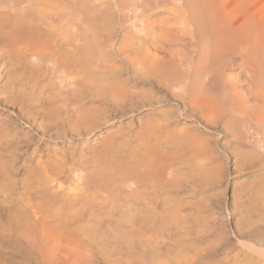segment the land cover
<instances>
[{
  "label": "bare ground",
  "instance_id": "obj_1",
  "mask_svg": "<svg viewBox=\"0 0 264 264\" xmlns=\"http://www.w3.org/2000/svg\"><path fill=\"white\" fill-rule=\"evenodd\" d=\"M97 1L100 2L96 4ZM170 1L0 0V73L5 76L2 91L22 93L25 88L32 90L38 86L43 90L38 98L48 100L37 110L42 119L31 120L32 125H28V117L22 115L27 118V122L20 118L24 134L21 138L12 137L16 142L29 140L35 145L31 148L30 162L24 163L23 177L14 180L7 175L9 172H5V163L0 159V264H58L63 244L72 249L67 248L74 252V257H80V262L73 258L77 262L72 260L71 264H97L98 260L105 264H139L138 255L136 262L121 258L123 261L119 262V255L118 261L115 260L112 254L115 245L128 248L137 241L148 247L149 240L144 242L138 235L154 229L156 224L160 226L164 216H175L180 203L169 202L163 197L166 196L163 190L179 181L182 155L189 153V160L203 157V148L209 140L193 130L201 124L203 129L217 130L218 135L228 133L233 151L238 150L240 156L244 147L264 150V31L260 21L264 16H261L263 2L195 0L201 9L191 2L182 7L177 4L178 9L169 6L173 2ZM194 41L201 62L187 71L182 69L177 57L179 53L183 56L187 52L183 49L189 44L193 46ZM190 50L185 56L193 52ZM210 62L222 69L227 66L239 69L246 78L244 83L238 85L225 80V74L221 73L217 75L221 84L211 87L206 81L213 79L208 69ZM137 79L148 87L138 88L134 84ZM87 87L97 102L85 101L83 89ZM159 89L170 95L175 115L172 119H157L147 110L135 113V109H125L122 105L132 97L135 101L154 104V100L160 101L163 96ZM114 105L124 110L114 109ZM118 111L128 116L119 117L113 125L110 119ZM100 125L102 128L94 131ZM2 132L0 149L13 142L6 136L7 132L5 135ZM89 140L86 154L76 158V150L83 151ZM63 149L71 152L59 155ZM117 192L120 199L115 196ZM252 197L258 209L255 207L250 216L243 218L244 228L239 226L240 235L235 240L253 256L247 264H264V186L255 190ZM115 229L120 232L118 235L111 232ZM135 237L136 241H132ZM252 237H258V242H253ZM153 240L149 244L152 245L149 260L151 264H159L157 258L162 251L158 253L160 248ZM102 241H110L114 246L104 249ZM210 242L215 243L213 239ZM167 247L164 254L170 252L166 253ZM192 258L183 263L193 261ZM174 260L163 263L183 264L180 261L183 259L177 258L176 263Z\"/></svg>",
  "mask_w": 264,
  "mask_h": 264
},
{
  "label": "rangeland",
  "instance_id": "obj_2",
  "mask_svg": "<svg viewBox=\"0 0 264 264\" xmlns=\"http://www.w3.org/2000/svg\"><path fill=\"white\" fill-rule=\"evenodd\" d=\"M172 1L169 2V3L172 2L171 5L169 4V6H172V7L175 6L176 8H178V7H182L184 5H187L188 2H191V3H193L195 5V7L201 9L200 3L198 2L199 0L198 1H195L194 0L195 3L197 2L196 4L193 2V0H185V1L184 0H182V1L181 0H177V2H176V0H172ZM99 2L100 1H97L95 3L98 4ZM260 2H263V3H261V9H262V15L261 16H263L264 15V0H260ZM197 4H199V5H197ZM90 5L93 6L94 5L93 2ZM260 18H261L260 21H262V24H263V25L261 24V26L264 27V21H263L264 20L263 19L264 16L263 17H260ZM263 27H262V30L264 31V28ZM190 29H192V27ZM194 42H195L194 44L192 43L193 46H191L189 44V47L190 48L188 47L187 49H183L185 52L187 50L186 53L183 50H181V51L183 53H185V54H183V56H185L188 53V50L192 49L191 47H193L194 50L196 49L195 52L193 51V49L190 50V51H193V52H190L189 51L190 52L189 54H191V53L192 54L191 55L188 54V57L185 56L184 59H182V57H183L182 56V53L181 54L179 53V55H180V56H178L179 58L177 57V59L179 60V63L181 65L182 69L187 70V71L192 70V68L194 67V65L200 64V62H201V60H200V54L198 52L199 50H197L198 49V44H197L196 41H194ZM107 44H109V43H107ZM180 60H181V62H180ZM232 61H231V63L232 64H235L234 61L233 62ZM191 63L193 64V66H192ZM187 65H188V67H187ZM204 65H206V63ZM209 65L211 66V68H209L210 67ZM208 66H207L208 69H211L209 71H210V74H212L211 76L213 77V79H207L206 81L209 83V85L211 87H217V86H219L221 84L220 80H218V78H217V75L218 74H221V73L225 74V76H226L225 77V80H229L230 79V80L236 82L238 85L243 84L244 81H245V79H246L245 76L242 73L240 75L239 69H237L235 67H232V66H229L228 67L227 66V67H225V68L222 69V67H219L217 64H212L211 62L208 63ZM4 77L5 76L2 73H0V78H1L0 79V83H1L0 84V87H1L0 92H2L0 94V107H1L0 108V125L3 128V129L1 128L2 130L0 129V131L2 132L5 129V131H3L4 133L2 132V134L5 135V132H7L8 134L6 133V136L8 138L10 137V139H11L10 142H12V140H13V142L11 144L5 145V146H8V147L3 146L5 148L4 149H0V151H1L0 159L2 158V160L4 161V163H5L6 167H7L6 168L5 165L3 166L5 172H9L8 174L7 173L6 174L9 175V176L14 177L15 178V179L13 178L14 180H17V179L23 177V174H24V171H25V167H24L25 164L24 163L25 162H28V163L30 162V160H31V158H30L31 157V153L30 152H32L31 150L33 148H35V145L33 144V142H30L29 140H22V139H20V141L18 140V142H16V140L12 139V137H19V138H21V136L24 134V131L23 130H25V128L22 125V120L20 119L22 115H25V116L28 117V122H27V120H26L27 118L24 117V116H22V118L26 120V121L25 120L24 121L27 122L28 125H32V123H33L32 121L38 122V120L40 121L42 119V114H40L39 111H37V110L40 109V106H39L40 104L45 103V102L47 103L48 100H46L44 98L43 99L38 98V93L39 92H43V90H40L38 86H35L34 87L35 89H32V90H29L28 88H25V90L22 91L23 94L22 93H19V92L16 93V91H14V90L9 92V91H5L3 89V91H2L4 82H5V78ZM238 77H240V78H238ZM134 84L137 85V87L139 86L138 88L143 87L144 85L146 86L144 88H147L148 87L147 84H145L144 82H142L139 79L134 80ZM20 85L22 86L21 83H20ZM140 85H142V86H140ZM21 86H19V87H21ZM23 86H25V85H23ZM83 90H85L84 91L85 94L84 93L83 94L86 96L85 97V101L87 103L92 102V101L97 102V101H95L96 99H94V97H92L91 92L89 91V88L88 87L85 88V89H83ZM153 90H154L153 91V93H154L155 92V89H153ZM4 92L5 93L7 92V94H5ZM29 93H31V97L33 95L32 98L30 97V94ZM159 93L161 94V96L163 95L160 98L162 100V102H161V100L160 101L158 100L157 102L154 100V104L152 103V101H145L144 103H142V102H139L138 100L135 101L136 98H133L132 97V98H129L128 100H125L124 103H122V105H125L124 106L125 109L127 107H129L127 109H132V108L135 109V110H133V112H135V113H136V111L139 112L141 110H147V111H149L151 113L150 115L152 117H155L157 119H159V118L160 119H164V118H166V119H172L175 115H174V113L172 111V100L170 98V95L167 94L164 90H160ZM26 96H29V97H26ZM19 97H21V98H19ZM130 99H132V102H131ZM119 106L120 105H114L113 108L114 109H118V110L122 109L121 107L119 109ZM150 106L152 108H150ZM19 107L21 108V110H20ZM115 107H117V108H115ZM124 107H123L122 110H124ZM9 108H11V109H9ZM22 109H25L27 112H29V115L32 118H30V116L27 115L28 113L26 111H25L26 113L23 112ZM18 110H19V112H23L25 114L21 113V115H19L20 113L18 112ZM35 112H37L38 116H37V114ZM118 112H116L114 114V116L112 115V118L110 119V121L113 123V125L114 124H117L116 122H117V120H118L119 117H123L124 116L123 118H126V116H128V114H125L124 115V112L123 113L121 111H118ZM164 112H165V115H164ZM12 113H13V115H12ZM15 113H17V115L19 117ZM120 113L122 114V116L120 115ZM39 115H41V116H39ZM106 124H108V123H106ZM33 126H34V124H33ZM100 128H102V125H100V127H98L97 129H95L94 131H97ZM207 128H209V127H207ZM207 128L206 129L205 128L203 129L202 128V125L200 124V126L198 128H196L195 130H193L196 133L199 132L200 135L203 136V139L206 138V137H207V139H209V140L206 139L207 141L205 140L206 141V144L204 146L205 148H203L204 152H202V156H203V154H204V156L201 157V155L198 154L199 156H196L195 158H191L190 157V160H189L188 159L189 153H186L185 152V154H184V152H182V154H184V155H182L183 156V158H182L183 160L181 159L182 162L180 163V164H182V166H180V164L178 166V170H179L178 172L179 173L180 172L182 173V174L181 173L179 174V177H178V180L179 181L177 183L175 182V184H174L175 186L172 184L171 186H167V188L165 187L164 190H163V195H166V196H163V197H165L166 199H168V201L170 200L169 202L174 203L176 205H178L180 203L178 205L179 206L178 211H177L178 212V215H177V212H176V214L174 216L175 218L173 216H170L169 217V215H167L168 217L167 216H164L165 219H162L164 222L161 220V225L158 226V224H156V226H155L156 228L154 227V229H156L157 231L154 230V229H151V230L149 229V230L143 231L141 234L138 235V236H140V238H143L144 242L145 241L147 242L149 240L147 242L148 243V247H147V245H145V247L142 246L141 244L139 245L137 243V241H136V239H137L136 237L137 236L135 237V239L134 238H131L132 241H136L135 243L132 242V243H134L136 245H134V244L131 245L130 244L128 246V248L126 247V245H120V246L117 245V246H119L121 252H120V250L117 249V246L115 245V247H116L115 250L117 249V251H119L118 252L119 254H117V251L115 252V250H114L115 253L114 252L112 253V254L115 255L114 256L115 258L113 257L115 260L118 261V258L119 259L121 258V259H125V261L127 259H128L127 261H132L131 259H133L134 262H136L135 261V257H136L135 255H138L139 256V264H141V263L142 264H151V262L149 260V256H150L151 251H152V249H151V246L152 245L150 246L149 244L150 243L151 244L154 243V240L153 239H155V241L157 242L156 244H157L158 248H160V250L158 251V253L160 251L163 252V253L160 252L159 253V256L157 258L158 260L156 259L159 264H161V263H163L165 261H167L165 263H171V261L174 260V257L176 258L174 260V263H176L180 259H183V260H180L181 263H183V261H185L184 263H186V261L191 260L189 258H192L194 255H195L194 256L195 258L193 257L192 258L193 261H190L192 264H193V262H195L196 264H200L201 262H203L201 264H209V263L210 264H216V263L217 264L218 263L219 264H247L248 261L251 260V258L253 256L250 255V253L248 251H246L245 249H242L241 245H239L238 242H236L235 237H238L239 238L240 231H241V228H239V226L242 225V228H244L243 227V222H242L243 221V218L244 219L247 218L248 215L249 216L251 215L250 213L252 211H254V209H256V208L258 209V204L255 202V200H254V198L252 196H253V193L255 192V190H257L258 188L264 186V183H263L264 182V160L262 159V157L264 158V150L263 149L261 150L260 147H256V149L255 148H248V149H252V150L255 149L254 150L255 152H254L252 150H249L248 151V149L246 147H244L245 149L243 148L244 149L243 152L244 151L245 152L247 151V152H246V154H244L245 152L244 153L242 152L243 155L240 156L241 153L238 150H234L233 151L232 144L230 143V139L231 138L229 137V134L228 133L222 132V134L220 133L218 135L217 134L218 133L217 130L215 131L214 129H211V128L207 129ZM17 130L20 131V132H18ZM212 130H214V131H212ZM90 140L87 141L88 144L85 145V148L86 149L84 148L83 151L82 150H76V153L78 154L76 158H82L83 157L81 155L82 153L83 154H86V152H85V151H87V147L86 146H89V144H91V141ZM26 141H29V143L26 142ZM60 142L61 141H57L58 144H60ZM210 146H212V147H210ZM208 148L209 149L211 148L210 150H212V152ZM206 149H208V151H210V152L208 153V151H206ZM63 150H62L61 153L59 152L58 154L59 155H68L71 152L70 149H63ZM10 151H12V152H10ZM250 151H252V152H250ZM66 152L68 154H66ZM205 153L208 154V155H206V157H205ZM211 153H212V155L215 158L211 155ZM236 153H238L237 155H239V156H236ZM9 154H11V156ZM38 154H44V153L38 152ZM214 154H216V155H214ZM217 155H218V157H216ZM224 155H226V156H224ZM235 157H236V159H235ZM184 158H185L186 161L184 160ZM201 158H203V160H201ZM207 158H208V160H207ZM12 159L14 161H12ZM209 159H210L211 162L212 161L213 162L211 163L209 161ZM193 160L194 161L196 160L195 163L192 162ZM199 160L202 161L203 163L200 162ZM205 160L208 161V162H205ZM242 161L243 162H247V164L246 163H243ZM186 162H187V164H186ZM237 164H239V165L236 166ZM243 164H245V165H243ZM257 164H258L259 167L257 166ZM207 165H209L210 167L207 166ZM212 167H213V169L211 170ZM200 168H201V170H200ZM213 170H214V172H213ZM185 174H186V176H185ZM180 175H182V176H180ZM217 176H218V178H217ZM181 177H182V179H181ZM206 180L208 181L209 184L207 183ZM183 181L186 184H183L184 183ZM211 181H213V182L210 183ZM260 184L262 186H260ZM257 186H258V188H256ZM168 187L169 188L171 187V188L168 189ZM178 187H180V190H179ZM115 196H116V198L118 197V199L121 198V195L119 193H118V195H115ZM180 198H181V201H180ZM246 198H248V199H246ZM250 203H252V204H250ZM189 205H191V206L189 207ZM249 206H250L249 209L251 211L248 210V207ZM180 209H182V210H180ZM192 212H194V213H192ZM204 217H205V219H204ZM166 221H168V222H166ZM185 221H187V222H185ZM182 222H184L183 225H182ZM193 223L195 225H193ZM199 223H201V224H199ZM260 223H262V220H260ZM179 225L181 226V228L179 227ZM202 225H203V227H202ZM160 228L163 229V230H161ZM194 228H196V230ZM207 228L210 229V230H208ZM183 229H185L186 231H184ZM197 229H198V231H197ZM221 229L223 231H221ZM116 230L117 229H115V232L114 231H111V232L113 234H117L118 235V233H120V232L119 231H116ZM176 230H178V231H176ZM182 230H183V232H181ZM190 231H192V232H190ZM200 231H201V233H200ZM206 234H207V236H206ZM225 234H226V236H225ZM110 235L112 236V234H109V235L107 234V237L110 236ZM175 235H177V236H175ZM211 235H214V236H211ZM155 236H157V238ZM216 236H217V239H216ZM164 237H165V240H164ZM219 237L220 238L222 237V238L220 239ZM159 238L162 241H160ZM207 238H208L209 241L207 240ZM169 239H170V241H169ZM176 239H177V241H176ZM182 239H183V241H181ZM212 239H213V242L215 241V243H211L210 242V240L212 241ZM222 239H224V240H222ZM258 239H259L258 237L257 238L256 237H254V238L252 237L253 242H256V241L258 242ZM150 241H152V242H150ZM216 241H218L220 244L218 242L216 243ZM160 242H163V243L160 244ZM170 242H172V243H170ZM208 242H210V243H208ZM101 243H102L101 244V247L103 246L102 248H104L106 246L105 247L106 249H108L107 248L108 246H109V248L110 247L112 248L114 246V245H112V246L110 245L111 244L110 241H102ZM205 243L208 244V247L207 248H205V247L203 248V246H207V244L205 245ZM174 244H176V245H174ZM210 244H212V245H210ZM161 245H162V247H159ZM228 245H229V247H227ZM65 246L66 245L63 244L61 246V249H60L61 252L58 253V258H57L58 259L57 261L59 262L58 264H63V263L64 264H67V263H65V261L66 260L68 261L69 258L70 259L68 261V264H71L72 263L71 261L74 260V259H76L77 261L80 262V259H79L80 257H77V255L75 254L76 255L75 257H77V258H75L74 257V252L73 251L71 252V251L68 250V249H70V250H72V249L69 248V247H67V246L65 247ZM130 246L133 247V248H131ZM140 246H141V248H140ZM165 246L166 247L168 246L171 249V250H168L169 248L167 247V252L166 253H168V251H170V252L172 251L174 253V255H173V253L171 254L170 252H169L170 254L169 253L168 254H164V252L166 251ZM123 247L125 248V250H124ZM210 247L211 248L213 247L212 250H211ZM158 248H156V250ZM131 249H132V251H131ZM196 249L199 250V251H197ZM208 249H210V251H207ZM122 250L125 251V252L123 253ZM140 250H142V251H140ZM221 250H222V253H221ZM64 251H66V252H64ZM148 251H149V254H148ZM178 251H183V255L181 254L182 252L178 253ZM211 251H214V252H211ZM233 251L234 252L237 251V252L234 253ZM184 252H186V254H184ZM61 253L65 254V255H62ZM122 253H123V255H122ZM189 253H190V255L184 256V255H187ZM193 253H195V254H193ZM70 254H71V256H70ZM130 254H133V256L130 255ZM160 254H164V255H166L165 257H167V256H169V257H167V258H165L164 256L161 257ZM176 254H177V256H176ZM196 254H198V256ZM178 255H180L181 258ZM199 255H201V256L199 257ZM59 256H61V258ZM117 256H118V258H117ZM122 256H123V258H122ZM127 256H128V258H127ZM130 256H131V258L129 259ZM138 256L136 258L137 261H138ZM184 257H186V258H184ZM59 258H60L61 261L59 260ZM113 258H111V259H113ZM159 258L161 259V261H159L160 260ZM177 258H178V260H177ZM121 259L119 260V262H122L123 261V260L121 261ZM195 259H197L198 261L195 260ZM199 259H201L202 261L199 260ZM253 259L254 258H252V260ZM76 260H74V261H76ZM169 260H170V262H169ZM212 260H213V263H212ZM69 262H71V263H69ZM190 262L189 263L187 262V264H191ZM165 263H163V264H165ZM73 264H75V262ZM97 264H105V262L103 260H98Z\"/></svg>",
  "mask_w": 264,
  "mask_h": 264
}]
</instances>
